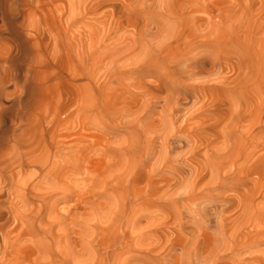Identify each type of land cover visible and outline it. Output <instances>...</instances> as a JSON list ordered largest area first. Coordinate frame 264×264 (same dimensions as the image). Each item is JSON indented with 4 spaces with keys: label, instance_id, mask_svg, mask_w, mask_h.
I'll list each match as a JSON object with an SVG mask.
<instances>
[{
    "label": "rangeland",
    "instance_id": "rangeland-1",
    "mask_svg": "<svg viewBox=\"0 0 264 264\" xmlns=\"http://www.w3.org/2000/svg\"><path fill=\"white\" fill-rule=\"evenodd\" d=\"M7 4L19 18L24 5L23 29L40 41L30 72L20 75L34 96L6 88L5 106L26 94L23 112H10L7 124L21 121L13 140L38 166L17 178L34 195L48 193L42 217L55 221L62 240L43 237L44 224L12 220L0 259L5 252L6 264L62 254L67 264L127 261L139 243L114 244L124 196L145 213L140 225L157 223L144 243L163 237L169 246L141 251L133 263L177 264L197 247L198 255H181L183 264H264V0ZM64 138L68 147L58 149ZM13 145L2 147L0 169ZM29 196L23 213L38 207ZM43 241L52 244L46 251Z\"/></svg>",
    "mask_w": 264,
    "mask_h": 264
},
{
    "label": "bare ground",
    "instance_id": "bare-ground-1",
    "mask_svg": "<svg viewBox=\"0 0 264 264\" xmlns=\"http://www.w3.org/2000/svg\"><path fill=\"white\" fill-rule=\"evenodd\" d=\"M9 0H0V151L2 147L6 143H10L13 145L12 157L10 158V162L7 163L3 169H0V198L3 196H8L7 207H0V237L2 238L5 245L8 243V239L10 238V234L12 233L11 229H8L5 232V228L7 224L13 220L17 223V225L23 224L25 221H31L32 224L46 225V227H40V229L44 232L45 238L49 239L53 245H58L62 240V236L58 234V232H52L54 220L50 218H43L42 211L46 203V194L34 195L31 191L32 189L26 184V181L23 178H17L18 174L24 171L26 168L31 166H36L34 161H27L24 157L26 154L22 152L20 147H17V143L13 140V137L18 135V133L22 130L21 121L15 123L13 128L9 126L7 123L11 120L8 116L10 112H15L16 116H19L21 112H23V107L25 105L23 94H20L16 97V101L12 103L11 106H5L4 103L7 101L6 98L10 95L6 92V88L8 85H14L15 94L19 92L24 93L27 90V95L30 97L34 96V89L28 84L29 80L26 79L24 84L20 82V75L23 72V69L27 66V72H30V62H31V52L37 49L40 41L34 40L31 37V33L28 30L23 29L25 25V20L27 16V12L24 5H20L22 7L20 10H15L18 12V15L21 17V21H18L19 16H15V14L10 12L11 10L8 7ZM45 36H48V32L43 33ZM49 37H52L49 35ZM36 42V43H35ZM84 77V76H83ZM84 140V136L80 138V141ZM18 142V141H17ZM65 142V143H64ZM19 143V142H18ZM58 149L64 148L66 144V148L68 147L67 142L64 139L60 140L58 143ZM171 149V148H170ZM172 150V149H171ZM168 151V147L165 149ZM179 166H183V163H179ZM30 194L31 201L38 202V207H35L31 210V212L23 213L19 204L26 200V196ZM28 199V198H27ZM122 199V203H121ZM40 202V204H39ZM132 200L129 198H125L124 196L120 197L119 204L117 205L116 216L117 219H124L125 224L122 226L118 223L115 226L116 236L115 243H119L121 245V249H126V245L128 243H139V246H132L131 250L128 252L131 255H128V260L123 261L121 256L116 255V259L110 264H151L149 259L139 260L136 263H133L141 251H147L149 253L161 252L164 249L169 248L167 244L161 242L158 239L157 245L152 247V243L154 241L144 243V241L151 239L152 231L155 230L156 227H153L151 224H157L156 222H152L151 224L140 225L135 219L137 218V214H141L139 210L132 208ZM121 204V205H120ZM72 210L67 209V211L63 214L62 217L68 220L69 215ZM142 213L140 216H143ZM203 215L207 221H212L210 214L207 209H203ZM156 220V219H154ZM138 229V232H135V229ZM29 226L26 228L25 232L29 231ZM105 231V228H102ZM3 233V234H1ZM69 239V237H68ZM42 240V239H41ZM81 240V239H80ZM82 241V240H81ZM124 243V244H123ZM39 248L47 250V247L50 248L52 246L51 243L46 245L45 241L39 242ZM173 245H175L173 243ZM1 247V244H0ZM195 252L188 251L187 253L183 252L176 257L177 264H183V258L181 255H198V248L196 247ZM63 259L59 257L52 258L47 262L35 261L34 264H67L66 254H62ZM131 256V257H130ZM136 256V258H133ZM188 256V257H189ZM5 258V252L3 253V257L0 259V264H6L3 262ZM106 264V263H100Z\"/></svg>",
    "mask_w": 264,
    "mask_h": 264
}]
</instances>
